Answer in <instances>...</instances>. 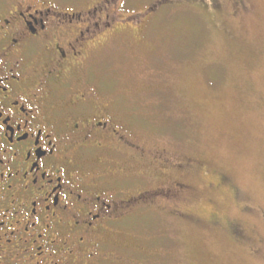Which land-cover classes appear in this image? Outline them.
Listing matches in <instances>:
<instances>
[{"label":"rangeland","instance_id":"obj_1","mask_svg":"<svg viewBox=\"0 0 264 264\" xmlns=\"http://www.w3.org/2000/svg\"><path fill=\"white\" fill-rule=\"evenodd\" d=\"M153 6L98 63L107 100L186 162L183 199L138 210L108 249L118 264H264V0H131L123 14Z\"/></svg>","mask_w":264,"mask_h":264},{"label":"flooded vegetation","instance_id":"obj_2","mask_svg":"<svg viewBox=\"0 0 264 264\" xmlns=\"http://www.w3.org/2000/svg\"><path fill=\"white\" fill-rule=\"evenodd\" d=\"M130 1L0 0V264H118L107 238L183 199L186 162L107 100L99 58L159 5ZM154 164L175 178L155 184Z\"/></svg>","mask_w":264,"mask_h":264},{"label":"trees","instance_id":"obj_3","mask_svg":"<svg viewBox=\"0 0 264 264\" xmlns=\"http://www.w3.org/2000/svg\"><path fill=\"white\" fill-rule=\"evenodd\" d=\"M154 11H155V10H154ZM154 11H153V12H154Z\"/></svg>","mask_w":264,"mask_h":264}]
</instances>
